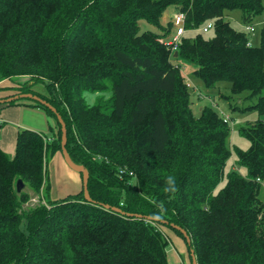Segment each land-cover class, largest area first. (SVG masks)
Returning a JSON list of instances; mask_svg holds the SVG:
<instances>
[{"label": "trees", "instance_id": "trees-1", "mask_svg": "<svg viewBox=\"0 0 264 264\" xmlns=\"http://www.w3.org/2000/svg\"><path fill=\"white\" fill-rule=\"evenodd\" d=\"M168 7L185 13L176 55L161 33L139 29L140 20L163 29ZM232 9L242 24L255 22L264 0H0V98L32 93L55 108L91 197L80 189L50 198L47 162L60 151V124L29 99L55 118L56 130L48 137L22 128L13 155L0 148V264H169L168 231L185 243L189 264L191 249L196 264H264V27L247 46L243 27L224 17ZM171 32L170 21L164 39ZM181 64L207 88L256 99L230 104L258 114L239 128L248 148H229L232 116L193 107L189 89L203 95ZM86 93L96 94L91 103ZM232 154L234 168L225 171ZM169 175L175 193L164 192ZM17 179L43 202L24 208L29 193L16 190ZM153 200L163 202L167 224L127 215L152 216Z\"/></svg>", "mask_w": 264, "mask_h": 264}, {"label": "rangeland", "instance_id": "rangeland-1", "mask_svg": "<svg viewBox=\"0 0 264 264\" xmlns=\"http://www.w3.org/2000/svg\"><path fill=\"white\" fill-rule=\"evenodd\" d=\"M173 7H168L164 13L161 16L160 22L163 27V29H158L154 25L146 22L145 20L139 21V29H152L154 31H157L161 33L160 39H164L167 34H165L166 27L169 26V23L171 21V18L174 14ZM224 16L226 20H229L232 27L235 29H241L242 28V20H241V11L239 9H232L228 10L225 13ZM261 19V15L255 19V23H258ZM167 25V26H166ZM212 34V31H209L205 33V36H210ZM252 42L254 44H258L259 42V29L256 30V34L254 37L251 38ZM181 71L184 75V78L186 79V76H188V81L192 83L197 90L200 92V94L203 95V97H199L197 95V91H194L192 88L189 89L191 99L194 101L195 104H193V107L198 110L200 106L203 104H208L213 106V108L219 113V114H228L232 116V119L229 122L230 130H229V137L227 139L229 148H233V146L239 147L241 149L248 148L250 141L240 134L239 128L241 126H244L248 123L253 122L258 118V114L255 110H239L236 108H232L231 106L237 105L239 107L245 106L249 103L255 102V98L252 99H245L242 98V95H235L231 94L230 90L226 88H222V91L217 88H207L203 85L202 81L193 75H190L189 73V65L188 64H181ZM8 83H14L12 80H6L1 83V85H7ZM220 85H228L227 83H220ZM34 89L38 90L40 92H45V88L41 84L34 85ZM9 91V90H8ZM220 91V93H219ZM5 91H0V94H3ZM264 92V91H263ZM229 94L232 95V99L229 100L225 97H222V95ZM96 94L92 93H86L87 101L92 102L94 99V96ZM107 95V94H106ZM221 95V96H220ZM19 102L25 103L24 105H21L24 117L27 120V124L34 127V131L42 133V134H49L52 131H55L54 127L56 120L55 118L46 112L45 109L37 106L29 105V99L23 98L19 99ZM231 104V106H230ZM49 125H51V128H49ZM51 130V131H50ZM233 160H234V154H232L226 162L225 171H229L233 166ZM71 169V168H70ZM74 171V170H73ZM239 172L244 174L245 169L243 167L239 168ZM225 183V177L220 181L218 186H222ZM262 187L260 190V197L264 200V180L261 182ZM22 190L27 191L29 193L28 199L25 200L23 203V207L27 208L31 205L37 204L40 199V195L36 194L34 190H32L27 184H24L22 187ZM43 202V200L41 201ZM169 238L171 240V243H169L166 247L167 251V260L169 264H189L190 258L188 256V251L186 248L185 243L177 237L175 234H173L171 231H168Z\"/></svg>", "mask_w": 264, "mask_h": 264}, {"label": "crops", "instance_id": "crops-1", "mask_svg": "<svg viewBox=\"0 0 264 264\" xmlns=\"http://www.w3.org/2000/svg\"><path fill=\"white\" fill-rule=\"evenodd\" d=\"M24 104L21 102L13 105L0 104V122H3L0 126V148L10 155H13L15 151L17 131L22 128L35 129L27 124L21 107ZM49 128H51V125H49ZM51 135L50 132L47 136L50 137ZM47 171L51 199L63 198L81 189V175L68 167L61 151L55 152L50 157L47 162Z\"/></svg>", "mask_w": 264, "mask_h": 264}, {"label": "water", "instance_id": "water-1", "mask_svg": "<svg viewBox=\"0 0 264 264\" xmlns=\"http://www.w3.org/2000/svg\"><path fill=\"white\" fill-rule=\"evenodd\" d=\"M174 55H176V52L174 53ZM23 98L37 101V102L45 105L46 107H48L52 112H54L56 114V118L60 124V130H61L60 151H61V154L63 156V159L69 168H71L72 170L76 171L77 173H79L81 175V189L83 191L84 199L87 201H91V197L89 195L88 188H87L88 176H89L88 171L83 165H79V164L74 163L73 160L70 158L69 153L66 149V127H65V123H64L63 119L61 118V116L56 112L55 108L53 106H51L48 102H46L44 99H42L39 96L32 94V93H17V94H14V95L6 97V98H0V104L7 103V102H10L12 100L23 99ZM22 187H23L22 181L20 179H17L16 190L20 191L22 189ZM103 206L105 208H110L116 212L123 213L119 207L109 206L108 204H104ZM127 215L152 220L151 219L152 216H147V215L144 216V215H140V214H131V213H127ZM161 222L164 224L168 223L167 220H161ZM169 224L174 229L179 230L182 233V235L184 236L187 244H190V237L183 228H181L180 226H178L174 223H169ZM190 256H191V264H196L195 255H194V252L192 249L190 250Z\"/></svg>", "mask_w": 264, "mask_h": 264}, {"label": "built area", "instance_id": "built-area-1", "mask_svg": "<svg viewBox=\"0 0 264 264\" xmlns=\"http://www.w3.org/2000/svg\"><path fill=\"white\" fill-rule=\"evenodd\" d=\"M172 32L166 39H160L167 47L170 48L172 52H176L178 42L181 36L185 33V13L182 11L174 12L172 18ZM212 20L207 21V23L201 28L203 32H207L212 27ZM264 27V14L262 15L260 21L258 23L250 22V23H243L242 27L244 31L248 34V40L246 42L247 46L252 45L251 37L255 35L256 29L258 27ZM187 85L190 86L191 84L187 81Z\"/></svg>", "mask_w": 264, "mask_h": 264}, {"label": "clouds", "instance_id": "clouds-1", "mask_svg": "<svg viewBox=\"0 0 264 264\" xmlns=\"http://www.w3.org/2000/svg\"><path fill=\"white\" fill-rule=\"evenodd\" d=\"M165 188H164V192L165 193H175L178 191V187L176 184V179L169 175L165 181ZM152 203H154L158 209L157 213H154L151 217L152 221H160L163 218V214L167 211V209L164 207L163 202H159L157 203L155 200L152 201Z\"/></svg>", "mask_w": 264, "mask_h": 264}]
</instances>
